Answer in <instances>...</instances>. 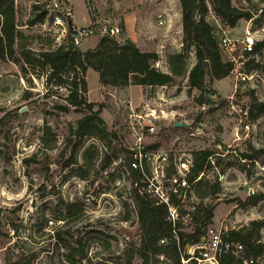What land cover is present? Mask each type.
<instances>
[{
	"label": "rangeland",
	"instance_id": "374dc122",
	"mask_svg": "<svg viewBox=\"0 0 264 264\" xmlns=\"http://www.w3.org/2000/svg\"><path fill=\"white\" fill-rule=\"evenodd\" d=\"M205 1L210 9V0ZM232 1L250 12L252 21L241 19L230 27L211 11L206 18L217 39L225 32L236 40L234 71L222 80L207 81L204 90L191 88L187 77H176L159 90L173 102L164 108L178 112L176 121L191 125L175 127L173 117L162 119L154 135L144 133V142L158 145L171 158L211 150L205 178L219 180L222 191L212 198L195 199L196 204L213 207L209 227L216 232L251 234L261 251L255 264H264V227L258 230L253 224L264 220V199L256 205L248 203L252 196L264 194V113L250 107L254 100L264 102V45L251 55L242 52L247 29L255 32L257 44L264 42V0ZM15 6L17 28L30 40L28 49L37 54L36 60L40 52L70 41L53 28L55 17L65 19L70 10L76 30L119 25L122 44L129 38L141 50L157 52L155 65L163 72H169L168 59L175 53L184 54L191 66L196 62L195 48H187L183 41L180 0H15ZM42 14L43 20H38ZM159 14L166 19L163 27L158 25ZM3 21L0 15V34ZM100 36L97 32L86 36L77 47L95 48ZM17 44L14 59L19 62L0 59V264L9 257L19 264H70L68 257L78 264H125L138 241L135 186L125 150L135 136L126 118L131 108L140 111L145 95L154 90L101 89L99 73L89 69L84 77L87 103L105 98L108 104L93 115L87 107L69 103V89L47 84L34 65L37 61L27 63ZM201 94L213 102L198 103ZM92 124H99L98 134L90 133ZM71 204L82 212L64 221ZM196 226L191 222L183 230L191 233ZM201 245L186 247L190 258L183 259L185 264L192 258L196 264H217L209 238ZM243 251L237 254L240 258ZM133 264H141L140 259L135 257ZM158 264L170 262L161 256Z\"/></svg>",
	"mask_w": 264,
	"mask_h": 264
},
{
	"label": "trees",
	"instance_id": "16d2710c",
	"mask_svg": "<svg viewBox=\"0 0 264 264\" xmlns=\"http://www.w3.org/2000/svg\"><path fill=\"white\" fill-rule=\"evenodd\" d=\"M180 3L184 33L183 41L184 44H187V48L189 46L195 48L196 62L193 66L188 63L184 54L175 53L170 55L168 59L169 72H163L155 65L159 61V54L155 51L141 50L129 38H126L125 43L122 44L115 38L100 36L95 48L83 51L71 41V36L76 32V29L70 30L69 42L61 44L55 49L50 48L40 52L38 54L39 58L36 60L34 56L37 54L28 49L29 43L31 44L30 40L17 28L19 24L17 23L15 0H0V15L4 19L0 34V59L19 62V60L14 59V53L17 51L15 45L18 43V49L27 63L32 65L37 61V64L34 65L42 70L47 84L52 83L56 87L69 89V103L76 108L85 106L93 112V115H97L107 108L108 104L105 98L97 104L87 103L88 85L84 77L89 69L99 73L101 89L128 88L131 85L143 87L165 86L173 84L176 77H187L188 85L191 88L204 90L207 81L213 83L222 80L229 76L235 68L233 62L224 60L213 26L206 18L208 11L214 13L230 27H235L241 19H252L251 14L234 6L232 0H210V9L205 0H180ZM43 18L44 15L42 14L38 20H43ZM29 23L33 24L34 21ZM263 45L264 42L258 43L255 46V52L261 49ZM23 70L27 72L24 67ZM197 101L200 104L213 102L204 94H201ZM96 105L98 110H94ZM250 107L252 112L264 113V102L254 100ZM99 121L103 123L101 118H99ZM90 128L91 134L99 133V124H92ZM114 134L117 136V133ZM157 147L158 145H154V149ZM125 150L129 151L128 148H125ZM254 152H257V150H254ZM211 154L212 152L209 149L197 151L193 154L194 166L189 176L191 182H194L200 173L204 172L206 174L208 167L211 166L209 160ZM243 156L246 159L247 157L253 159L252 155L249 156L246 153H243ZM109 161V157L105 159L106 164ZM171 171H173V168L172 170L170 168ZM205 174L202 179L193 184V189L196 188L195 194L201 200L215 197L222 191L221 182L217 179H206ZM130 178L133 185L136 182H139L141 186L143 185L141 175L137 170H131ZM197 186L199 188L198 192ZM262 199H264L263 193L252 196L248 203L256 205ZM135 203L138 218V241L136 242L135 252L125 264H133L135 257L140 259L141 264H158L161 256L166 257L170 264H185L183 259L190 258L186 252V247L188 245H201L202 239L209 228V220L214 215L213 207L203 206L202 203L196 204L197 210L193 212L191 222L197 226L193 232L187 233L183 230V224L177 223L174 226L169 219L167 205L157 203L155 199L140 194L136 188ZM172 203L180 206L179 209L183 213L178 198L172 197ZM81 212L82 209L78 208L77 204H71L65 209L62 220L73 218ZM253 224L259 230L264 227V220ZM12 232L14 235L16 234L15 229ZM251 237V234L242 235L236 230L225 234L226 239L244 245L243 255L245 258L256 259L261 251L256 250ZM162 240H165V242H162ZM191 260L190 264H196L195 258ZM67 261L70 264H78L75 258L68 257ZM218 262L219 264H243V260L239 256L230 252L223 254ZM5 263L19 264V262L13 261L11 257L6 258Z\"/></svg>",
	"mask_w": 264,
	"mask_h": 264
},
{
	"label": "built area",
	"instance_id": "2783aa9c",
	"mask_svg": "<svg viewBox=\"0 0 264 264\" xmlns=\"http://www.w3.org/2000/svg\"><path fill=\"white\" fill-rule=\"evenodd\" d=\"M90 3L91 0H87ZM215 17V15H213ZM72 12L68 10L65 13V19L62 16H56L53 22V28L58 36L66 39L69 38V32L72 28L71 24ZM217 29L222 30V24L217 19ZM252 21V19H250ZM158 25L163 27L166 25V19L163 14L158 15ZM99 33L101 36H109L115 38L119 42L122 28L119 25H105L102 29L96 30L95 28L76 30L71 36V41L75 46H78L82 39L86 36ZM258 39L255 32L247 29L245 38L243 40L242 52L245 55H251L255 52V46ZM218 44L222 51L223 57L229 62H235L236 40L230 37L227 33L223 32L218 39ZM183 43L181 44V47ZM173 48V46H170ZM159 62L156 64L158 65ZM149 90H154V94L145 95V99L138 106L140 111L131 108L128 118H126L127 126L131 133L135 136L134 144L129 148L128 159V174L131 170H137L141 175L143 185L139 182L134 184L135 188L140 194L155 199L157 203L165 204L168 206L169 219L173 222L174 226L177 223L188 225L192 221L193 212L196 208V201L198 199L193 184L203 178L204 172L200 173L198 177L191 182L189 176L191 175L194 158L192 154L180 156L171 159V157L162 149L155 148L154 144H146L144 142V133L154 135L157 132V124L162 119L173 117V123L175 115L178 113L173 110L167 111L164 107L171 105L170 100L165 92L159 90L166 89L165 86L147 87ZM158 91V92H157ZM180 115V114H179ZM188 122V121H186ZM191 125V124H190ZM246 129H249L247 124ZM170 168L173 171L170 172ZM251 193L254 194L255 190L252 188ZM172 197H176L180 200L181 213L179 207L172 203ZM226 232H216L215 229L209 227L206 235L202 239V244L206 243L209 238L210 246L215 251V255L212 259L219 264V258L225 253H233L238 256V253H242L244 245L240 242L234 243L225 238ZM165 242V240H162ZM196 247H204L202 245ZM243 264H254L256 259L241 257Z\"/></svg>",
	"mask_w": 264,
	"mask_h": 264
},
{
	"label": "water",
	"instance_id": "95a60500",
	"mask_svg": "<svg viewBox=\"0 0 264 264\" xmlns=\"http://www.w3.org/2000/svg\"><path fill=\"white\" fill-rule=\"evenodd\" d=\"M72 24V23H71ZM72 26V25H71ZM72 28H73V26H72ZM174 125L176 126V127H180V128H184V127H188L190 124L188 123V122H186V121H175L174 122Z\"/></svg>",
	"mask_w": 264,
	"mask_h": 264
},
{
	"label": "crops",
	"instance_id": "0c3cea01",
	"mask_svg": "<svg viewBox=\"0 0 264 264\" xmlns=\"http://www.w3.org/2000/svg\"><path fill=\"white\" fill-rule=\"evenodd\" d=\"M181 19V18H180ZM129 31H130V28H129ZM171 48V47H170ZM133 87H143V86H140V85H131L130 87L126 88V90H130L132 89Z\"/></svg>",
	"mask_w": 264,
	"mask_h": 264
}]
</instances>
